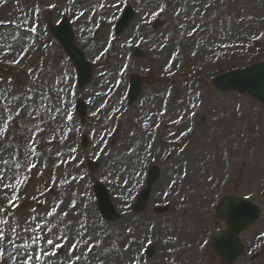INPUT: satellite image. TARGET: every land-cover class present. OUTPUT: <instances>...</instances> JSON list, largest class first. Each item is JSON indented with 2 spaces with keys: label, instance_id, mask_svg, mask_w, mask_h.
<instances>
[{
  "label": "rangeland",
  "instance_id": "374dc122",
  "mask_svg": "<svg viewBox=\"0 0 264 264\" xmlns=\"http://www.w3.org/2000/svg\"><path fill=\"white\" fill-rule=\"evenodd\" d=\"M0 2V23L10 25L0 30V99H5V105L0 106V120H13L0 141V162L3 157L16 155L18 161L24 160L30 167V153L25 147L28 143L38 153L31 157L37 168L28 173L25 184L8 190L9 182H0V206L5 199L17 197L19 207L12 218L21 230L32 216L37 217L33 226L44 223L42 218L55 204L60 205L57 216L68 213L51 233L61 235L57 243L65 247L57 256L46 258L47 264H178L173 259L175 254L185 256V264H221L210 247L216 229L213 208L220 197L231 194L248 196L262 210L260 222L241 234L244 252L234 264H264V254H257L251 261L246 250L264 232V107L245 96L220 95L212 86V78L217 75L264 61V0ZM125 3L132 6L137 19L116 36L115 21ZM80 12L84 15L77 19ZM62 16L72 24L76 45L93 64L92 79L84 88L76 86L70 61L49 32ZM24 20L25 26L35 24V35L15 27ZM198 34H202L201 40ZM5 52L11 55L4 56ZM22 53L24 58L15 64ZM129 73L147 79L141 97L132 104L125 96ZM120 85L122 89L115 95ZM41 92L47 99L36 105L34 101ZM27 95L34 100L28 101ZM7 99L13 100L11 107ZM145 99L157 103L154 115L143 127V156L137 175L130 180L134 171L122 162L128 161L134 146H139L136 134L145 117ZM75 100L88 105L84 123L74 114ZM28 105L47 110L33 120ZM18 106L22 114L17 118ZM190 123L195 131L190 142L184 143L186 147L182 143L167 145L166 140L181 137ZM154 134L158 135L155 145L151 144ZM82 137L87 138L85 150L79 149ZM170 150V158L178 157L174 182L163 184L157 193L153 188L143 211L134 213L130 207L144 186V167L155 166L161 175L167 164L163 156ZM189 154L193 155L190 163L185 160ZM132 155L138 156L137 152ZM155 156H159L157 162ZM89 160L98 165L93 172L86 168ZM4 170L11 171L7 166ZM230 176H234L231 183ZM95 182L108 190L119 216L115 222L107 223L99 216L92 193ZM165 205H170L172 212L167 213ZM179 210L186 214L189 210L190 214L183 224L188 229L177 235L174 226L179 220L174 219V213ZM161 216L167 218L168 225ZM65 223L71 227L61 234L59 229ZM196 225L198 229H194ZM216 227L223 228L220 222ZM168 228L167 235L163 229ZM168 239L173 244L165 248ZM42 243L46 244L47 239ZM73 243L78 247L70 256ZM89 246L93 251L85 257L83 253ZM148 249L152 255L146 258L144 252ZM4 264L12 262L6 257Z\"/></svg>",
  "mask_w": 264,
  "mask_h": 264
},
{
  "label": "snow or ice",
  "instance_id": "6c2138e0",
  "mask_svg": "<svg viewBox=\"0 0 264 264\" xmlns=\"http://www.w3.org/2000/svg\"><path fill=\"white\" fill-rule=\"evenodd\" d=\"M84 13L80 12L77 16V19L80 18V16H83ZM27 25V20H24L22 24L15 25V27L20 28L23 33H29L31 32L33 35L36 34L37 28L35 24L31 26H25ZM3 47V44L0 43V48ZM11 47V45H9ZM28 51L27 48L24 49V52L26 53ZM11 55L10 52H5L4 56ZM103 55V53H101ZM23 53L20 55V59H17L15 61V64H19L20 60L23 59ZM11 82H9V85ZM2 95V93H0ZM19 99V98H17ZM26 99L28 101H33L34 98L32 95H27ZM47 99L44 92L40 93V98L36 99L34 103L36 105H40ZM5 105V99H0V106ZM13 105V100L7 99V106L11 107ZM50 106V102H49ZM198 107V105H196ZM28 107H31V112H29V116L33 120H36L43 112H45L47 109L44 107H32L31 105H28ZM5 115H7L8 108L6 107L4 109ZM59 111V109H57ZM32 112H35L36 115H32ZM21 111L19 110V106L17 107V110L15 111V117L21 116ZM195 115V113H193ZM53 119L56 118L55 114L52 116ZM111 119V117H110ZM180 121H175V123H179ZM13 123V120L11 119H5L0 120V141H3L5 138V133L9 130L11 124ZM159 126V125H157ZM37 127H39V124H37ZM190 131V130H189ZM33 140L36 139V136L32 137ZM101 140H104V134H101L100 137ZM28 153H30V157L28 159V164H30V167L25 164L24 160H17L16 155H12L11 159L8 157H3L2 162H0V182L8 181L7 188L8 190H11V188L15 187L16 185H23L25 184V180L28 177V173H31L34 169L37 168L36 163L32 162L31 157L36 156L37 150L33 147L31 143H28L25 145ZM101 151L103 152L104 149L101 148ZM183 151V149H181ZM131 155V153H129ZM4 166H7L9 169H11L10 172H6L4 170ZM82 179V177H81ZM183 179V177H181ZM14 181V183H13ZM171 187V185H170ZM17 192L20 191L19 188L16 189ZM43 203V201H40ZM15 205V207H14ZM16 207H19L17 203V197L13 195L11 199H5V202L2 206H0V264H4L5 258L11 260L12 264H17V261L19 260L20 264H31L32 261H35L36 264H47L48 257H55L58 254V251L65 247V245L57 243L61 239V235H51L53 230L57 227L58 224L64 221L65 217L68 215L67 212H64L62 215L57 216V209L60 207L59 204H55L52 207V210L47 213L45 217L42 219L44 220V223L36 224L33 226V222L37 219L36 216H32L30 219H27L24 221V224L21 227H18L17 220L12 218L14 217V214L16 212ZM71 207H76L75 203L71 205ZM6 209H9L10 211L6 212ZM32 212L35 213L36 209L33 208ZM55 220V223H50V221ZM80 224L83 225V221H80ZM71 225L65 223L64 227L59 229V232L61 234L64 233L65 228H70ZM6 228L8 229L6 231ZM45 228H47V231H43ZM78 232H80V229H77ZM43 233V235H42ZM81 235L83 233L81 232ZM43 239H47V243H42ZM85 244H88V241L85 240ZM54 245V248H53ZM78 243H73L71 245V248L69 250V255L71 256L73 252L77 249ZM52 248L53 250L49 251L47 249ZM127 250V249H125ZM93 251V246H89L87 248V251L83 253L85 257L89 255ZM79 259V257H77Z\"/></svg>",
  "mask_w": 264,
  "mask_h": 264
},
{
  "label": "water",
  "instance_id": "95a60500",
  "mask_svg": "<svg viewBox=\"0 0 264 264\" xmlns=\"http://www.w3.org/2000/svg\"><path fill=\"white\" fill-rule=\"evenodd\" d=\"M130 16H131V13H130V11H128L127 16H126L124 22H122V23L124 24L126 21H128ZM53 35L57 39H59V41L61 42V44H63V46H65V50L69 54L72 61L74 62V65L76 67V71L79 74L81 85H83L89 77L90 68L83 61L80 53L73 47L72 36H71L68 24L64 21L58 29L53 31ZM252 72L253 71L251 70V71H248L245 73L240 72L238 74L226 76L225 78H223L221 80L220 79L216 80V86H218V82L222 85H225V86H226V84L238 83L242 79H239L238 77H236L234 80L233 77L235 75L236 76H244V75H249ZM244 80L249 82L250 85H255V83L258 84L257 90H251L250 91L249 89H247V91L249 93H251V92L255 93L256 95H258V97H260L263 100L264 99V79L260 80L257 77H255L254 75H250L249 77L244 78ZM133 92L134 93H132L131 98L135 97V95H136L135 91H133ZM79 109H80V115H81V117H83L84 112L81 110L80 107H79ZM153 175H154L153 178H155L156 174L154 173ZM95 192H96V196L98 197V199L100 201L101 207L103 208L104 211L108 212L109 203H108V200L106 198L107 197L106 193L103 191V189L101 187H98V186L95 187ZM235 201H236L235 199L226 200L223 203L224 211L226 212V209L228 210L229 207L235 203ZM245 210H246L245 202L237 201L235 204V207H234V211H235V214L233 216L234 218L231 221V223L229 221L227 223L228 227H230L229 231L226 234L216 233L213 236L214 249L216 250V252H218V254L222 258L225 256L228 257V255L233 254L235 252L240 253V251H241V249L238 246L237 239H236L237 233L244 230L253 221V218H249L248 216L247 217L244 216L246 213ZM229 249L231 250V253L228 251ZM232 257L233 256H231L230 258H232ZM232 261L233 260L229 259L228 263H232Z\"/></svg>",
  "mask_w": 264,
  "mask_h": 264
},
{
  "label": "bare ground",
  "instance_id": "6f19581e",
  "mask_svg": "<svg viewBox=\"0 0 264 264\" xmlns=\"http://www.w3.org/2000/svg\"><path fill=\"white\" fill-rule=\"evenodd\" d=\"M136 19H137V17H136ZM135 19V20H136ZM134 20V21H135ZM138 23V22H137ZM136 25V24H135ZM135 25H133L132 26V28L135 26ZM139 30H143V28H139ZM198 37H200V40L202 39V34H198ZM125 48V47H124ZM122 50V49H121ZM122 51H124V50H122ZM119 55V54H118ZM105 89H107V88H105ZM121 89V86L119 87V89L116 91V93H115V95H118L119 93H120V90ZM149 99V98H148ZM148 99H145V100H147L145 103H144V105L142 106L143 107V110H144V116L145 117H147V119H145V117L144 116H142V117H144V120H142V122L140 123V125H142L140 128H139V130L137 131V134H136V139H137V141H139V146L136 148V146H134V151L132 152L133 154L134 153H136L137 152V154H138V156H135V155H132V153H131V155H129V158H128V161H124V162H122V164L124 165V166H126V167H128L129 169H131V171H134V173L132 174V176L130 177V180H132V179H134V177L137 175L136 174V172L138 171V169H139V167H138V165H139V163H140V160H141V157L140 156H143V154L141 153L142 151H144V148H143V146H142V143H143V141H144V138H145V134H146V132H145V130H144V128L143 127H145L146 126V124H147V121L151 118V115L153 114L154 115V104H156L157 102H154V100H148ZM55 129L56 130H58L57 129V127H55ZM117 139V138H116ZM115 139V140H116ZM117 141V140H116ZM143 149V150H142ZM185 159H188V160H190L191 161V155H187L186 157H185ZM143 160V159H142ZM175 161H177L176 159H175ZM177 171L176 170H168V172L166 173V176L168 177V178H170V179H173V178H175V173H176ZM165 176V175H164ZM166 176H165V178L163 179V182L160 184V186H163V184H164V181H165V179H166ZM159 190V187L157 188V191ZM171 207V206H170ZM167 210H169V212L168 213H170V212H172V207H171V209H167ZM190 214V211L189 210H187V214L185 213V211L184 210H179V211H177V212H175L174 213V215H175V217H177V219L179 220V225H177L176 227L174 226V232L177 234V235H179V234H181L182 233V231H184V230H186V229H188V225L187 224H185V225H183L184 224V222H185V220L187 219V216ZM162 219H163V221H164V223L165 224H167L166 223V221L168 222V220L165 218V217H162ZM168 225V224H167ZM171 226V229H172V227H173V225L171 224L170 225ZM197 227V228H196ZM196 227H194V229H198V226L196 225ZM162 229V228H161ZM163 231H164V233L165 234H169V228H168V230H165V229H163ZM162 258V257H161ZM173 259H174V261H177V263L178 264H180V263H182V264H185V256H177L176 254L173 256Z\"/></svg>",
  "mask_w": 264,
  "mask_h": 264
}]
</instances>
